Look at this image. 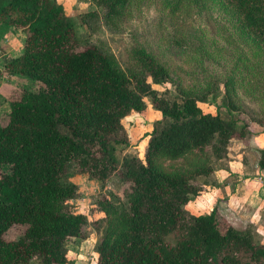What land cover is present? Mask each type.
Wrapping results in <instances>:
<instances>
[{"label": "trees", "instance_id": "16d2710c", "mask_svg": "<svg viewBox=\"0 0 264 264\" xmlns=\"http://www.w3.org/2000/svg\"><path fill=\"white\" fill-rule=\"evenodd\" d=\"M93 2L94 9L71 16L57 0H0V30L23 35L21 47L3 61L0 84L4 73L33 84L8 98L0 123V264H68L63 241L86 223L85 215L67 209L76 194V185L62 179L69 163L99 181L115 175L130 183L125 202L102 198L94 264H264V241L250 224L235 226L217 207L200 214L188 207L210 182L229 140L264 127V113L242 116L236 91V82L244 83L251 99L264 102V0ZM214 8L235 20L238 59L223 78L204 72L173 94L156 89L169 72L140 40L128 48L124 69L112 53L77 36L78 26L92 19L117 28L152 10L155 28L174 24L176 45L195 37L192 51L209 58L194 22ZM144 97L158 114L147 122ZM210 101L214 112L199 104ZM132 113L146 128L138 140L143 151L118 160L116 145L129 144L124 121L132 123ZM14 224L24 231L8 241L3 235Z\"/></svg>", "mask_w": 264, "mask_h": 264}, {"label": "rangeland", "instance_id": "374dc122", "mask_svg": "<svg viewBox=\"0 0 264 264\" xmlns=\"http://www.w3.org/2000/svg\"><path fill=\"white\" fill-rule=\"evenodd\" d=\"M62 3L65 12L71 16H77L78 13L94 9L93 0H57ZM206 14V13H205ZM154 12L144 11L139 17L127 21H121L117 28L104 25L101 20L92 19L88 27L78 26L77 36L81 43H92L103 51L110 52L114 55L118 65L126 68L128 65V48L139 40L143 42L159 60L167 67L169 76L163 85L155 86L158 91L168 89L172 94L176 91L179 84L186 87L193 83L196 76H200L204 72L213 71L220 73L222 78L228 72L233 63L238 59V33L237 27L234 25L235 20L224 11L214 8L211 12L207 10L206 16H200L194 22L195 26H199L198 32L201 34L202 47L210 55L209 58L199 51H192V40L198 42L195 37H190L188 43H184L182 47L175 44V38L172 39L174 24H169L166 28H155ZM23 41V35L17 28H9L0 30V68L3 61L14 54ZM191 43V45H190ZM238 75V67L235 68ZM33 85L29 80L5 74L0 84V123L4 124L7 119L8 98L15 93L21 92V85ZM220 86H222L220 84ZM236 91L240 93L245 112L242 116L248 118V115H263L261 104L258 100L251 99L249 93L246 92L244 83L236 82ZM147 107L144 113V120L154 116V112L149 104L148 97H144ZM219 97L215 99L218 102ZM204 111H215V102L199 103ZM221 112H225L221 108ZM237 116V113L234 114ZM133 119V118H132ZM141 117H136L131 123L125 120L124 124L130 133L129 144L116 145V156L120 160L125 153H140L143 151V142H139L145 125L140 121ZM254 122L250 123L252 126ZM238 124V121H237ZM132 125V126H131ZM250 149L253 145H247ZM256 150V149H255ZM254 150V151H255ZM227 151V148H226ZM227 153V152H226ZM225 153V154H226ZM141 154V153H140ZM225 156V155H224ZM63 181L71 182L76 185V194L66 203L67 209L74 214H83L86 216V223L81 225L73 238H66L63 241L62 248L66 253L68 264H94L96 253L94 251L95 243L100 236L103 226L104 214L101 211L102 198H107L114 203L125 202L126 195L130 190V183L121 182L115 175H111L104 181H99L87 172H81L74 164H67ZM219 211L225 220L231 222L237 227H244L250 224L252 231L255 232L259 239H263L264 230H258L257 225L248 223L246 220L238 218V213L232 210ZM95 220H100L95 223ZM24 231V225L14 224L4 233L6 240H16ZM30 264H36V260H31Z\"/></svg>", "mask_w": 264, "mask_h": 264}, {"label": "crops", "instance_id": "0c3cea01", "mask_svg": "<svg viewBox=\"0 0 264 264\" xmlns=\"http://www.w3.org/2000/svg\"><path fill=\"white\" fill-rule=\"evenodd\" d=\"M152 111L151 120L158 117ZM130 117L139 118L133 113ZM251 130L244 138L229 140L227 153L215 167L210 182L202 184L200 193L188 203L192 212L205 213L213 207L231 213L234 210L239 219L264 230V167L259 165L260 150L264 149V127ZM250 144L255 151L248 148Z\"/></svg>", "mask_w": 264, "mask_h": 264}, {"label": "built area", "instance_id": "2783aa9c", "mask_svg": "<svg viewBox=\"0 0 264 264\" xmlns=\"http://www.w3.org/2000/svg\"><path fill=\"white\" fill-rule=\"evenodd\" d=\"M259 180L261 181V178L259 177Z\"/></svg>", "mask_w": 264, "mask_h": 264}]
</instances>
